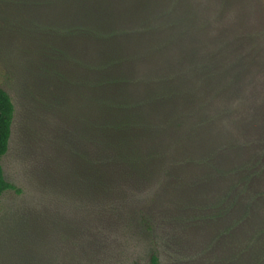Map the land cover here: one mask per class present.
Returning a JSON list of instances; mask_svg holds the SVG:
<instances>
[{"label":"rangeland","instance_id":"1","mask_svg":"<svg viewBox=\"0 0 264 264\" xmlns=\"http://www.w3.org/2000/svg\"><path fill=\"white\" fill-rule=\"evenodd\" d=\"M0 88V264H264V0H0Z\"/></svg>","mask_w":264,"mask_h":264},{"label":"trees","instance_id":"2","mask_svg":"<svg viewBox=\"0 0 264 264\" xmlns=\"http://www.w3.org/2000/svg\"><path fill=\"white\" fill-rule=\"evenodd\" d=\"M110 67H111L110 71L113 72L114 65L113 66L110 65ZM104 72L107 74L108 69L106 70L104 69ZM116 82L114 86H117L119 88L121 85L118 84V80ZM105 84H106V87L104 83L99 84V87L101 89L100 88L95 89L94 87V93H97L98 95L99 94L98 92H100L98 90H102L104 94H106L107 89L110 88L109 87L110 84L107 82H105ZM88 89L90 90V87H88ZM102 98L100 96L96 97L97 100H95V103L99 102V106H97L98 109L95 112H93L94 116L105 115V113L107 112H112L113 114L120 115L122 111L119 109V107H113L112 103L104 104L105 102ZM13 112H14V108H13V104L11 102L9 95L3 89L0 88V159L4 156V154L7 151V144H8V140H9L10 132H11ZM8 190H12L15 193H19V190L13 184L8 183L4 179L2 169L0 166V196L2 193ZM135 264H159L158 254L155 251H150L145 261L143 262L136 261Z\"/></svg>","mask_w":264,"mask_h":264}]
</instances>
